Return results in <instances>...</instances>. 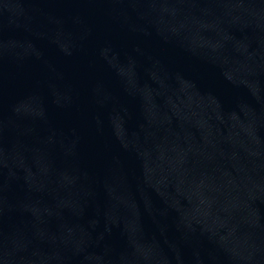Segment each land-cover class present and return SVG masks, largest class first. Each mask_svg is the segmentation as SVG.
<instances>
[{"label": "water", "instance_id": "95a60500", "mask_svg": "<svg viewBox=\"0 0 264 264\" xmlns=\"http://www.w3.org/2000/svg\"><path fill=\"white\" fill-rule=\"evenodd\" d=\"M0 264H264V0H0Z\"/></svg>", "mask_w": 264, "mask_h": 264}]
</instances>
